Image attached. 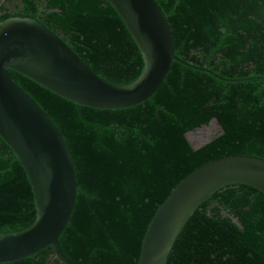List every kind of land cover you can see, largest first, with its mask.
I'll list each match as a JSON object with an SVG mask.
<instances>
[{"label":"trees","instance_id":"trees-1","mask_svg":"<svg viewBox=\"0 0 264 264\" xmlns=\"http://www.w3.org/2000/svg\"><path fill=\"white\" fill-rule=\"evenodd\" d=\"M155 1L185 64L173 62L142 104L79 106L7 71L71 154L77 195L59 244L77 264H138L152 217L185 177L227 156L264 159V0ZM12 17L47 26L110 83L126 86L143 72L142 55L107 0H0V22ZM212 120L220 133L194 148L187 134ZM35 219L25 171L0 137V235ZM6 264L61 263L49 247ZM166 264H264V194L245 184L213 192L184 224Z\"/></svg>","mask_w":264,"mask_h":264},{"label":"water","instance_id":"water-1","mask_svg":"<svg viewBox=\"0 0 264 264\" xmlns=\"http://www.w3.org/2000/svg\"><path fill=\"white\" fill-rule=\"evenodd\" d=\"M107 1L135 41L144 63L141 75L126 86L97 76L41 22L20 17L0 22V137L24 169L36 209L30 227L0 235V264L32 257L49 247L61 264H77L65 256L59 244L77 195L71 154L53 121L7 71L79 106L120 110L151 98L173 62L185 64L175 56L169 24L155 0ZM232 184L249 185L264 194V159L227 156L205 163L185 177L152 217L138 264H166L177 235L196 207L216 190Z\"/></svg>","mask_w":264,"mask_h":264},{"label":"rangeland","instance_id":"rangeland-1","mask_svg":"<svg viewBox=\"0 0 264 264\" xmlns=\"http://www.w3.org/2000/svg\"><path fill=\"white\" fill-rule=\"evenodd\" d=\"M221 127L216 120H212L209 125L203 126L193 132L187 134V138L194 148L201 146L209 141L215 135L220 133Z\"/></svg>","mask_w":264,"mask_h":264}]
</instances>
